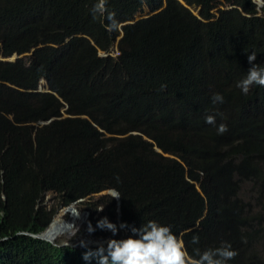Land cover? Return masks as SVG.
<instances>
[{
  "label": "trees",
  "instance_id": "trees-1",
  "mask_svg": "<svg viewBox=\"0 0 264 264\" xmlns=\"http://www.w3.org/2000/svg\"><path fill=\"white\" fill-rule=\"evenodd\" d=\"M166 2L124 26L120 54L102 58L85 38L64 43L82 34L110 52L120 33L108 13L121 25L164 0H108L103 16L96 0H0V55L46 45L28 66L0 62V264H95L82 255L97 247L33 237L47 229L57 241L50 224L75 204L117 225H170L193 259L227 242L228 264H264V216L240 196L244 180L264 185V86H236L247 54L264 59V0H185L209 23ZM43 78L51 93L37 92ZM50 194L59 204L48 209Z\"/></svg>",
  "mask_w": 264,
  "mask_h": 264
},
{
  "label": "clouds",
  "instance_id": "clouds-1",
  "mask_svg": "<svg viewBox=\"0 0 264 264\" xmlns=\"http://www.w3.org/2000/svg\"><path fill=\"white\" fill-rule=\"evenodd\" d=\"M178 1L200 21L204 23L216 21L214 19L204 20L200 15V8L188 5L185 0ZM164 2V7L156 11H153L149 6L144 5L143 11L138 13L132 21H128L121 25H118L113 13H108L106 16L108 21L106 27L112 30L118 28L120 33L110 52L102 51L91 37L82 34L73 35L67 38L64 44L71 42L74 38H85L99 51L98 54L100 57H116L120 54L119 43L124 35L123 27L135 24L141 19L163 12L167 7L166 0H164ZM107 3L108 0H96V3L91 10L92 14L94 16H103L107 12ZM234 8L236 7L231 5L219 7V9L223 10ZM239 10L243 13L240 8ZM215 12L217 13V10ZM226 29L229 30L228 28ZM116 44H118V47L114 51ZM45 46L46 45H39L34 47L30 52L22 55L14 54L11 57L0 55V62L17 63L18 61H23V63L28 66L29 59L37 50L44 48ZM247 61V65L244 66L245 73L236 85L241 90V93L245 95L250 91L253 85L264 86V59L258 57L257 53L253 50L247 54ZM37 92H52L46 79L43 78L40 80ZM212 101L214 104H222L224 102V97L221 94L216 93L213 95ZM205 122L208 124H214L215 117L211 115L207 116ZM226 131L227 126L224 124H220L217 127L218 134H223ZM119 197V193L116 190H113L112 199H118ZM73 227L78 233V227L75 225H73ZM96 229L107 230L111 232L112 237H116L120 230L125 229L128 230L130 234L126 238L108 239L106 245L100 244L95 250H89L83 253L82 259L84 261L91 262L92 260H95V264H228V262L233 260L237 255V252L232 249L231 244L222 242L219 247L199 252L198 258L193 259L188 254L182 236L174 233L170 225L163 224L157 220H149L146 223L143 222L139 227H136L129 225L127 222H121L117 225L116 223L110 222L107 217H103L96 222L95 227L89 224L88 232L90 234L94 233ZM191 243L197 244L198 237L193 236ZM81 246L87 247L84 241H81Z\"/></svg>",
  "mask_w": 264,
  "mask_h": 264
},
{
  "label": "rangeland",
  "instance_id": "rangeland-1",
  "mask_svg": "<svg viewBox=\"0 0 264 264\" xmlns=\"http://www.w3.org/2000/svg\"><path fill=\"white\" fill-rule=\"evenodd\" d=\"M118 44L115 45V49H117ZM263 191V197L262 199H258L259 192ZM241 198L247 203L249 199L251 198V203L253 204V209L256 213L264 216V185L261 187L258 183H253L252 180H244L242 183L241 188ZM98 199V198H97ZM97 199L93 200L97 202ZM90 201V200H89ZM92 201V202H93ZM59 204V198L50 194L46 197L45 200V206L48 209H51L52 207H56ZM74 206L77 211H74L73 209L71 212L66 213V208H61L59 212L54 216L53 222L52 220V230L55 232V234L58 236V240L56 243L61 246H70V247H76L81 249V241H84L85 244L87 243V240L93 239L91 234L88 232V226L91 224L93 226V223L95 219L98 217L101 218V215L103 214L104 210H99L98 214L93 217V215L87 211V207L82 204H75ZM70 206V207H72ZM76 213H79L80 216H76ZM78 218V219H77ZM77 220V221H76ZM75 225L78 227L79 231L76 232L75 228L73 227ZM49 228V227H48ZM111 239V238H110ZM97 241H102L101 239H93ZM108 240V239H107ZM94 244V243H93ZM86 248V247H85Z\"/></svg>",
  "mask_w": 264,
  "mask_h": 264
},
{
  "label": "water",
  "instance_id": "water-1",
  "mask_svg": "<svg viewBox=\"0 0 264 264\" xmlns=\"http://www.w3.org/2000/svg\"><path fill=\"white\" fill-rule=\"evenodd\" d=\"M44 123H41L40 125H43ZM113 191V190H112ZM112 191H110L109 192V194H112ZM117 201H118V206H119V210H118V212H119V216H121V210H120V197L117 199ZM74 210V211H77V209L74 207V206H72V207H69V208H67V211H65L66 213H68V212H71V210ZM55 220H53V222H54ZM53 224V223H52ZM52 224H50V226H52ZM49 226V227H50ZM47 230V229H46ZM45 230V231H46ZM44 231V232H45ZM44 232H42L41 234H38V235H33V237L35 238V239H39V240H43V241H46V242H49V243H51V244H53L54 246H59L55 241H49V240H47V239H45L44 237H43V234H44ZM106 241L107 240H103V241H97V240H93V239H89V240H87V243H86V245H87V247L86 248H88V247H98L100 244H105L106 245ZM92 243H94V244H92ZM65 246H67V245H65ZM74 247V246H73ZM81 249H85V247H81Z\"/></svg>",
  "mask_w": 264,
  "mask_h": 264
},
{
  "label": "bare ground",
  "instance_id": "bare-ground-1",
  "mask_svg": "<svg viewBox=\"0 0 264 264\" xmlns=\"http://www.w3.org/2000/svg\"><path fill=\"white\" fill-rule=\"evenodd\" d=\"M76 216H78V218H79V216H80V214L79 213H76ZM77 218V219H78ZM77 221V220H76ZM50 240V239H49ZM51 241H55L56 242V240H51ZM93 244V243H92Z\"/></svg>",
  "mask_w": 264,
  "mask_h": 264
}]
</instances>
